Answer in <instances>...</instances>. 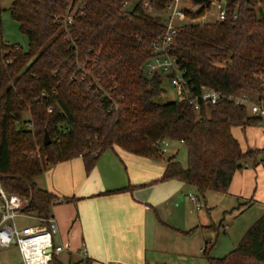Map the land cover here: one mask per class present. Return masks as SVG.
Returning a JSON list of instances; mask_svg holds the SVG:
<instances>
[{
  "label": "trees",
  "instance_id": "obj_1",
  "mask_svg": "<svg viewBox=\"0 0 264 264\" xmlns=\"http://www.w3.org/2000/svg\"><path fill=\"white\" fill-rule=\"evenodd\" d=\"M132 1L12 0L9 14L27 37L26 50L3 40L0 22V182L27 199V212L51 214L57 197L36 178L47 165L76 156L88 173L105 150L157 157L159 141L176 139L185 146L186 166L167 156L151 182L178 179L203 195L227 192L242 160L256 162L264 153L243 149L232 133L264 122L243 104L222 97L196 111L182 98L155 100L164 75L149 73L146 62L168 0H140L127 12L124 2ZM219 1L224 18L179 25L169 52L191 92L207 85L264 102V0ZM208 8L184 12L195 19ZM207 244L209 264H264V212L225 255H210Z\"/></svg>",
  "mask_w": 264,
  "mask_h": 264
},
{
  "label": "crops",
  "instance_id": "obj_2",
  "mask_svg": "<svg viewBox=\"0 0 264 264\" xmlns=\"http://www.w3.org/2000/svg\"><path fill=\"white\" fill-rule=\"evenodd\" d=\"M255 145L247 148H261ZM263 158L264 153L252 168L245 162L236 170L224 194L247 206L264 201ZM164 163L163 156L145 157L116 147L101 153L88 173L80 156L47 165L36 182L57 197L51 207L58 226L53 239L65 246L49 264H198L193 258L209 241L196 233L207 227L198 213L201 203L193 193L194 201L185 194L187 183L181 180L151 182L161 175ZM126 185L132 188L102 193ZM18 217L38 223L33 217Z\"/></svg>",
  "mask_w": 264,
  "mask_h": 264
},
{
  "label": "rangeland",
  "instance_id": "obj_3",
  "mask_svg": "<svg viewBox=\"0 0 264 264\" xmlns=\"http://www.w3.org/2000/svg\"><path fill=\"white\" fill-rule=\"evenodd\" d=\"M11 2L12 0H0L2 38L5 42L18 44L26 50L28 47L27 37L19 29L18 23L9 14ZM200 6V3H195L192 0H178L177 3L179 9L189 11H195ZM215 14V6L210 4V7L205 10L199 18L190 19L186 16L181 20L175 18L174 24L181 25L188 22L210 21L214 19ZM161 85L164 90L155 97L156 101L167 102L178 98L167 76H162ZM252 99L254 100V98ZM263 130L264 122L257 126H247L245 129L240 126H235L232 129V133L240 142L243 149H246L248 145L254 147V143L257 144L255 146L260 145L262 148L264 147ZM160 148L163 149L164 162L167 156L174 155L182 166H186V149L179 140L165 138L164 142L160 144ZM261 155L263 156V153H261L258 158ZM245 162H247L250 168L253 167L254 161L251 158H246L242 160V168L245 167ZM260 162L264 163V158L263 161ZM187 193H193L198 197L201 203V208L198 210V213L201 214L200 220H204L207 227H199L196 233L199 238L202 235L203 240L206 238L209 239L207 244L209 254L216 257L223 256L234 248L247 227L264 212V201H257L247 206V204L243 202L244 200H236V198L229 194L214 190H206L202 196L197 189L190 184H187L185 194ZM183 199L186 200L184 205H186L188 211H190L192 215H195L196 211L191 201L186 196H183ZM15 222L18 227H21L26 224L30 225L33 221L16 216ZM19 261V252L15 245H11L8 248L0 247V264H13ZM193 261H196L198 264H209L202 252L198 258H193Z\"/></svg>",
  "mask_w": 264,
  "mask_h": 264
},
{
  "label": "built area",
  "instance_id": "obj_4",
  "mask_svg": "<svg viewBox=\"0 0 264 264\" xmlns=\"http://www.w3.org/2000/svg\"><path fill=\"white\" fill-rule=\"evenodd\" d=\"M178 0H168L164 11L161 13L163 30L157 33L151 40L152 55L146 62L149 73L160 72L169 78L178 98L185 99L198 111L201 105L214 104L222 97L233 100L246 106L252 114L259 115L264 119V102L253 100L249 95L228 94L207 85H201L197 92H191L183 71L170 54L169 49L179 25L174 24V19H183L186 15L184 10L177 7ZM216 9L215 20H222L225 16V6L219 0H209ZM124 5H128L124 2ZM71 23V17L63 19L64 29ZM164 140L159 141V145ZM163 150V149H162ZM189 198L194 201L195 196L189 193ZM27 199L15 192H8L0 182V247L15 244L20 253V261L15 264H48L53 256L65 249L61 243H55L53 237L58 232L56 219L53 215L40 217L24 210ZM198 207V203L195 202ZM16 216L33 217L38 223L18 227L15 222ZM111 264H118L112 262Z\"/></svg>",
  "mask_w": 264,
  "mask_h": 264
},
{
  "label": "water",
  "instance_id": "obj_5",
  "mask_svg": "<svg viewBox=\"0 0 264 264\" xmlns=\"http://www.w3.org/2000/svg\"><path fill=\"white\" fill-rule=\"evenodd\" d=\"M192 1L195 2V3H200L201 5H207V4H209V0H192ZM246 1H248V0H246ZM139 2H140V0H134V1H132L131 3H129V4L126 6L125 10H126L127 12H132L133 9L136 7V5H137ZM43 143H44V144H47V143H48V135H47L46 132H45L44 137H43Z\"/></svg>",
  "mask_w": 264,
  "mask_h": 264
}]
</instances>
